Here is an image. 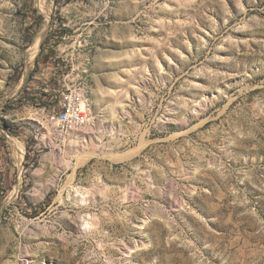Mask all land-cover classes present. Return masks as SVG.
Segmentation results:
<instances>
[{
  "label": "rangeland",
  "instance_id": "rangeland-1",
  "mask_svg": "<svg viewBox=\"0 0 264 264\" xmlns=\"http://www.w3.org/2000/svg\"><path fill=\"white\" fill-rule=\"evenodd\" d=\"M0 264H264V0H0Z\"/></svg>",
  "mask_w": 264,
  "mask_h": 264
},
{
  "label": "built area",
  "instance_id": "built-area-1",
  "mask_svg": "<svg viewBox=\"0 0 264 264\" xmlns=\"http://www.w3.org/2000/svg\"><path fill=\"white\" fill-rule=\"evenodd\" d=\"M89 118L90 108L83 83L76 80L68 84L59 94V101L52 113V120L61 135H69L87 123Z\"/></svg>",
  "mask_w": 264,
  "mask_h": 264
},
{
  "label": "bare ground",
  "instance_id": "bare-ground-1",
  "mask_svg": "<svg viewBox=\"0 0 264 264\" xmlns=\"http://www.w3.org/2000/svg\"><path fill=\"white\" fill-rule=\"evenodd\" d=\"M37 43V42H36ZM36 50V49H35Z\"/></svg>",
  "mask_w": 264,
  "mask_h": 264
}]
</instances>
